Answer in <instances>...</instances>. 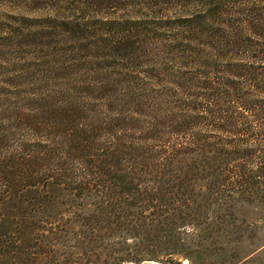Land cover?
Listing matches in <instances>:
<instances>
[{"label": "trees", "instance_id": "obj_1", "mask_svg": "<svg viewBox=\"0 0 264 264\" xmlns=\"http://www.w3.org/2000/svg\"><path fill=\"white\" fill-rule=\"evenodd\" d=\"M230 4L233 30L221 9L185 21L216 38L192 50L179 34L165 81L139 78L152 52L124 31L99 48L86 19L36 27L68 74L0 109V264H231L229 244L264 240V0ZM52 23L77 43L59 47Z\"/></svg>", "mask_w": 264, "mask_h": 264}, {"label": "rangeland", "instance_id": "obj_2", "mask_svg": "<svg viewBox=\"0 0 264 264\" xmlns=\"http://www.w3.org/2000/svg\"><path fill=\"white\" fill-rule=\"evenodd\" d=\"M227 1H229L228 6H223L222 0H88L82 4L73 0H0V109L5 115L7 104L11 106L10 103L14 102H19L23 109L31 93L40 95L43 93L45 84L44 94H46V88L49 90L47 84L52 83L57 77L61 79L67 77L66 68L60 67V70L57 68L59 58L54 45L51 50L49 49L48 54H46V47L42 49L43 52L39 51V47H34L33 34L37 31L36 27L48 24L54 16H57L56 21L60 19L85 21L86 19L89 25L87 33L93 36V39H88V41L94 42L99 48L104 47L103 44L111 43L115 34L124 31L123 33L128 35L133 45L138 44L141 50L146 51V54L149 51L152 52V55L145 54L146 56L142 59L138 69L139 78L143 79L145 70H148L152 81H165V69L167 68L165 60L167 62L169 53H176L173 50L178 47L175 38L179 34L180 39L177 43L182 48L192 47V50H196L195 46L198 44L215 41L216 36L209 38L207 35L208 38L199 39L198 36L191 34L188 37L184 28L189 23L185 21L201 14L202 22H204L203 11L208 9V13H211V10L218 13L221 9L223 13L224 11L229 13L228 16H219V21H223L228 26L225 27L227 29L233 30L236 27L237 15L230 4L236 0H224V2ZM66 3L71 6L68 8ZM118 21H129L130 25L119 27L110 24ZM57 24H49L52 30L41 31L47 36L54 33L58 41L65 40V44L64 42H62L63 45L58 44L59 47L72 48L77 42L73 37L62 34V28ZM201 30L208 34L215 32L214 27L210 29L209 25H204ZM193 38L195 41L191 44L190 41ZM50 40L54 41L52 37ZM36 45L41 46V41H37ZM57 53L59 54V51ZM17 93L20 101L17 97L13 98ZM245 209L254 210L253 213L248 214V222H263L259 216L260 207H246ZM229 247L243 252L240 257L231 260V264H264L263 239L256 238L240 244H229ZM203 257L199 256L196 264L220 263L219 259ZM180 260L181 264L188 262L186 259ZM138 264L163 263L142 260Z\"/></svg>", "mask_w": 264, "mask_h": 264}]
</instances>
